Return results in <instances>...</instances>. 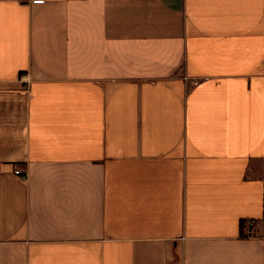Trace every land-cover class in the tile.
I'll return each instance as SVG.
<instances>
[{
    "label": "crops",
    "instance_id": "crops-1",
    "mask_svg": "<svg viewBox=\"0 0 264 264\" xmlns=\"http://www.w3.org/2000/svg\"><path fill=\"white\" fill-rule=\"evenodd\" d=\"M0 264H264V0H0Z\"/></svg>",
    "mask_w": 264,
    "mask_h": 264
},
{
    "label": "built area",
    "instance_id": "built-area-1",
    "mask_svg": "<svg viewBox=\"0 0 264 264\" xmlns=\"http://www.w3.org/2000/svg\"><path fill=\"white\" fill-rule=\"evenodd\" d=\"M194 82L197 83V80H195ZM16 173H17V174H22V175H23V176H22L23 178L26 177V174H25L24 172H22L20 169H16ZM245 225H247V226L250 227L248 233H249V234H252V229H251V227L254 225V222H253V221H248V222L245 223Z\"/></svg>",
    "mask_w": 264,
    "mask_h": 264
}]
</instances>
